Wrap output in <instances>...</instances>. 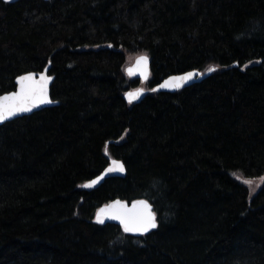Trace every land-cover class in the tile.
<instances>
[{
  "label": "trees",
  "instance_id": "1",
  "mask_svg": "<svg viewBox=\"0 0 264 264\" xmlns=\"http://www.w3.org/2000/svg\"><path fill=\"white\" fill-rule=\"evenodd\" d=\"M46 67L59 103L0 125V264H264V183L237 176H264V0H0V95ZM112 159L125 175L85 188ZM115 198L158 227L97 223Z\"/></svg>",
  "mask_w": 264,
  "mask_h": 264
},
{
  "label": "snow or ice",
  "instance_id": "2",
  "mask_svg": "<svg viewBox=\"0 0 264 264\" xmlns=\"http://www.w3.org/2000/svg\"><path fill=\"white\" fill-rule=\"evenodd\" d=\"M147 57L141 56L137 59L136 69H140L143 74L142 65L146 66ZM214 67H210L208 71H215ZM133 69H129V74H133ZM194 76V73L189 72L182 77H173V81H184L191 79ZM49 77L41 75L40 80L37 81L34 79V74L29 73L28 75L21 76L18 78L19 91L13 92L11 94L0 97V123L16 116L19 113L30 112L33 107H36L38 104L52 103L48 99L47 84ZM170 81H166L164 84L160 85L161 88L168 86ZM179 86V85H177ZM155 91L156 89H152ZM143 94V89H138L134 92L126 93L129 102L139 98ZM113 164L118 167L121 171L123 170V165L119 164L116 161H113ZM114 168H110L108 171H113ZM239 178V177H238ZM264 180V178H261ZM93 184L95 181L92 182ZM244 183L251 185L252 181H244ZM91 186V185H87ZM141 206L140 210H135L136 205H133V211L124 210V206L120 201H115L111 206H108L105 209H101L97 215V221L103 223L102 214L110 212L112 218L119 219L121 224L124 227L125 232H137V233H147L151 229L157 227V221L155 213L150 211V206L147 202L139 201L137 202Z\"/></svg>",
  "mask_w": 264,
  "mask_h": 264
},
{
  "label": "water",
  "instance_id": "3",
  "mask_svg": "<svg viewBox=\"0 0 264 264\" xmlns=\"http://www.w3.org/2000/svg\"><path fill=\"white\" fill-rule=\"evenodd\" d=\"M6 2H15L17 0H4ZM141 56H146L147 57V63H146V66L142 65L141 68L143 69V74L141 72L140 69H136V62H137V59ZM150 64H151V59L148 55H139L137 56L134 61L129 64L127 67H126V73L130 76V77H133V78H140L144 81H146L149 76H150V73H151V70H150ZM129 69H133V74H129L128 70ZM189 72H192L194 73V76L191 78V79H187V80H184V81H173L171 80V78L173 77H182V76H185L187 73ZM211 71H207L205 73H202L201 71L199 70H189V71H186V72H183V73H178V74H173V75H170L168 77H166L165 79H163L160 83H158L154 89H156V91H166V92H175V91H178V90H181V89H184L190 85H192L193 83L195 82H198V81H201L202 79H204L206 76H208L210 74ZM29 73L31 74H34V79L39 81L40 80V77L41 75H44L46 77H49V81H48V84H47V91H48V99H50L51 101H53L52 103H44V104H38L36 107H33L32 110L30 112H25V113H19L17 114L16 116L4 121L3 123H0V125L4 124L5 122H8V121H11L15 118H18V117H21V116H25V115H30L34 112H37V111H40L44 108H47V107H50V106H54V105H57L59 103V101L57 100H53L52 98V95H51V87H52V84L54 82V75H51L49 73V67H46L43 71H40V72H35V71H30V72H26V73H23L21 75H19L17 78H16V89L14 91H11V92H7V93H4L2 95H0V97H3L5 95H8V94H11L13 92H18L19 91V84H18V78L21 77V76H25V75H28ZM166 81H170V83L168 84V86L166 87H163L161 88L160 85L164 84ZM179 85V86H177ZM138 89H143V94L139 96V98L133 100L131 103H137V102H140L142 100V98L146 95V89L144 87H139V88H136V89H131V90H128L126 93L128 92H134ZM126 93L124 94V98L127 102H129V99L127 98L126 96ZM130 103V102H129ZM113 161H116L118 162L119 164H122L123 165V170L121 171L118 167H116L114 164H113ZM110 168H114L115 170L113 171H108ZM126 173V167L123 163V161L119 160V159H112L111 162L109 163V165L99 174L97 175L96 177H94L93 179L89 180L88 182H86L84 184V187L85 188H97L99 187L107 178L109 177H113V176H123L125 175ZM95 181V183L93 184L92 182ZM87 185H91V186H87ZM115 201H120L121 204L124 206V210H127V211H133V205H136V209L135 210H140L141 206L139 204H137V202L139 201H144V202H147V204L150 206V211H152L153 213H155V216H156V221H157V227H158V217H157V214H156V211L154 209V205L152 202H150L148 199L146 198H136L134 200H125V199H122V198H115L113 200H111L110 202L102 205L101 207H99V209L96 211V214H95V221L97 223H99L97 221V215L98 213L100 212L101 209H105L107 208L108 206H111ZM103 216V220L104 222L103 223H99V224H107V223H112V224H117L119 225L123 231H124V227L123 225L121 224L120 220L119 219H114L112 218L110 212H106L104 214H102ZM156 227V228H157ZM156 228L154 229H151L149 232L147 233H144V234H141V233H137V232H125L129 235H132V236H135V237H141L143 235H146L152 231H154Z\"/></svg>",
  "mask_w": 264,
  "mask_h": 264
},
{
  "label": "rangeland",
  "instance_id": "4",
  "mask_svg": "<svg viewBox=\"0 0 264 264\" xmlns=\"http://www.w3.org/2000/svg\"><path fill=\"white\" fill-rule=\"evenodd\" d=\"M131 60H133V57L130 58ZM237 176L239 177L240 180L244 181H252V184L249 185L251 194H255L257 192V190L261 187V185L264 183V180H262L261 178H264V176H260V177H245L242 173H237Z\"/></svg>",
  "mask_w": 264,
  "mask_h": 264
}]
</instances>
